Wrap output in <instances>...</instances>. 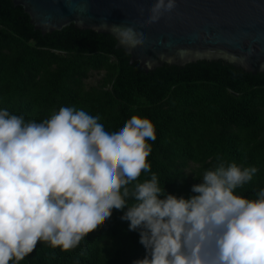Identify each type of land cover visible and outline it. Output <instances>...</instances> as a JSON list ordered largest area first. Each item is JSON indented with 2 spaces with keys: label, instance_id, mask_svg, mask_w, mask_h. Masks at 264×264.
I'll return each mask as SVG.
<instances>
[{
  "label": "trees",
  "instance_id": "obj_1",
  "mask_svg": "<svg viewBox=\"0 0 264 264\" xmlns=\"http://www.w3.org/2000/svg\"><path fill=\"white\" fill-rule=\"evenodd\" d=\"M0 264H264V73L0 0Z\"/></svg>",
  "mask_w": 264,
  "mask_h": 264
},
{
  "label": "water",
  "instance_id": "obj_2",
  "mask_svg": "<svg viewBox=\"0 0 264 264\" xmlns=\"http://www.w3.org/2000/svg\"><path fill=\"white\" fill-rule=\"evenodd\" d=\"M44 34L73 24L111 34L146 72L222 61L264 73V0H13Z\"/></svg>",
  "mask_w": 264,
  "mask_h": 264
},
{
  "label": "rangeland",
  "instance_id": "obj_3",
  "mask_svg": "<svg viewBox=\"0 0 264 264\" xmlns=\"http://www.w3.org/2000/svg\"><path fill=\"white\" fill-rule=\"evenodd\" d=\"M101 75L97 72H94L91 74V76L88 78L87 83L89 85H94L98 82V80L100 79ZM189 171L191 170V168L188 169Z\"/></svg>",
  "mask_w": 264,
  "mask_h": 264
}]
</instances>
